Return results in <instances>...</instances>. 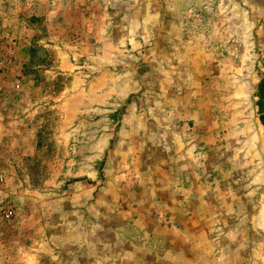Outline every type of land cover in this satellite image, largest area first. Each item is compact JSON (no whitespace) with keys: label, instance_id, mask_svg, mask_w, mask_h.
Returning <instances> with one entry per match:
<instances>
[{"label":"rangeland","instance_id":"374dc122","mask_svg":"<svg viewBox=\"0 0 264 264\" xmlns=\"http://www.w3.org/2000/svg\"><path fill=\"white\" fill-rule=\"evenodd\" d=\"M0 80V264H264V0H0Z\"/></svg>","mask_w":264,"mask_h":264},{"label":"built area","instance_id":"2783aa9c","mask_svg":"<svg viewBox=\"0 0 264 264\" xmlns=\"http://www.w3.org/2000/svg\"><path fill=\"white\" fill-rule=\"evenodd\" d=\"M15 90H20L21 84L20 81L17 79L12 84ZM5 91L4 84L0 80V96ZM3 177L0 174V187H2ZM0 192L1 189H0ZM16 215V208L12 200H5L4 198L0 197V229H2L5 225L10 224Z\"/></svg>","mask_w":264,"mask_h":264}]
</instances>
